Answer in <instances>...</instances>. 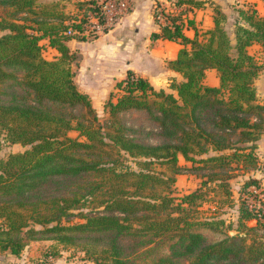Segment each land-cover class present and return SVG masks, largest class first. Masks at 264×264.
Returning <instances> with one entry per match:
<instances>
[{"label":"trees","instance_id":"16d2710c","mask_svg":"<svg viewBox=\"0 0 264 264\" xmlns=\"http://www.w3.org/2000/svg\"><path fill=\"white\" fill-rule=\"evenodd\" d=\"M94 3L77 0L70 15L55 1L0 0V145H26L0 157V250L19 256L30 240L51 238L79 246L94 264H264V199L250 188L260 187L255 177L241 185L252 197L239 198L234 233L221 212L195 214L196 199L230 200L234 169L254 161L264 131L254 80L263 63L247 47L264 45V13L239 8L230 34L215 5L213 26L189 36L184 28L193 20L183 6L201 0H175L179 10L165 24L156 4L160 32L151 36L181 44L168 66L182 77L169 91L128 68L101 118L75 81L65 33ZM43 36L60 55L43 54ZM208 68L218 85L204 82ZM132 113L150 128L128 120ZM179 155L203 179L176 196L170 186L184 167Z\"/></svg>","mask_w":264,"mask_h":264},{"label":"crops","instance_id":"0c3cea01","mask_svg":"<svg viewBox=\"0 0 264 264\" xmlns=\"http://www.w3.org/2000/svg\"><path fill=\"white\" fill-rule=\"evenodd\" d=\"M69 1L74 3L76 9L75 2L77 0ZM219 1L201 0V4L198 6L184 4L185 13L183 15H187L193 20L192 25L185 26V33L192 36L194 27L199 31L212 27L214 23L213 9ZM158 2L160 0H132L129 11L105 32L96 36H70L67 39L70 50H77L80 55L77 62L73 61L75 81L80 89L90 95L96 109L101 105L104 107L105 99L112 90L116 89V81L125 76V71L128 68L148 78L156 88L163 87L166 90L175 91L170 87V84L169 86L163 83L157 84L153 80L155 76L160 77V74L162 77L171 74L176 77V80L182 77L179 72L168 66V60L177 55L181 44L173 39L151 36L152 32H160V26L154 17V8ZM247 4H251L260 13H264V0H241L237 6H246ZM40 42L42 45L48 46L54 55L57 54L56 48L49 44L47 36L40 38ZM247 51L256 55L258 62L263 63L258 76L263 79L264 83V45L254 42L247 47ZM162 56L167 59L168 67L164 73H159V60H163ZM204 82L218 85L219 77L214 68L205 70ZM261 95L264 98V92ZM52 264L71 263L57 257L53 259Z\"/></svg>","mask_w":264,"mask_h":264},{"label":"rangeland","instance_id":"374dc122","mask_svg":"<svg viewBox=\"0 0 264 264\" xmlns=\"http://www.w3.org/2000/svg\"><path fill=\"white\" fill-rule=\"evenodd\" d=\"M46 2L55 1L58 4V7L63 8L65 11L70 13V15H73L75 11H77V8L75 9L74 3H71L69 0H45ZM68 1V2H67ZM75 2V0H73ZM72 1V2H73ZM175 1V0H174ZM221 1V0H220ZM217 4L219 7V11L222 13V16L219 15L220 20L222 21V24L227 29V31L230 34H233L234 25L237 19H239L238 9L244 8L250 10L253 6L251 4H247L246 6H237V4L241 3V0H223ZM70 2V3H69ZM76 3V2H75ZM164 3V2H163ZM243 5V4H242ZM159 6V2L157 3V9ZM258 10L257 8H255ZM177 11V10H176ZM72 13V14H71ZM174 13V12H173ZM187 17V16H186ZM186 18H184V23ZM187 24V23H185ZM186 26V25H185ZM3 31H0V33ZM153 44V43H150ZM152 46V45H150ZM75 54L74 63L77 62V59L79 58V52L76 50H73ZM43 54L48 58H52L55 55L53 54V51L43 44ZM256 58V55H254ZM163 60H159L160 65V72L164 73V70H167V59H165L164 56H162ZM164 61V62H163ZM73 63V67L75 69V64ZM149 70H151V67H149ZM158 73V74H159ZM155 83H163L167 86L169 84L171 85L173 80H176V77L167 74L163 77L160 74V77L155 76L153 78ZM255 85L256 90L258 93V99L260 101H264L262 98L263 95L261 93L264 92V83L263 79L259 76L255 77ZM172 88V87H171ZM119 91L115 89V93H118ZM116 96V94L114 95ZM115 98V97H113ZM105 108L102 107V105L97 108L98 115L101 118H104L108 116V112L104 110ZM127 119L130 120L134 118V121L137 124L145 123L147 128H150V124L145 120L143 121V116L139 113H132V114H126ZM68 134L71 136H76L77 131L74 129H70L68 131ZM82 138V136H80ZM148 139L153 140L154 135L149 136ZM255 146L252 150L254 153V161L249 162L246 166H236L234 169V174L228 179L233 195L231 196L230 200L225 201H218V200H208L199 198L196 199L197 206H196V215H216L218 212L220 216L224 217L226 219L225 223H232L229 229L230 233H234L235 230L233 227L235 226V209L238 206L239 198L247 197L251 199L252 195L246 194L245 190L241 188V185L245 179L248 177H255L260 187L264 188V131L260 134V137L254 142ZM26 148V145H21L20 143H7L2 142L0 145V157H4L8 152L10 151H22ZM178 162L183 165L181 172H179L175 176L174 182L171 184V192L173 195H182L185 194L193 189H195L199 184L201 179H203L202 176H198L196 174V171L191 167L192 162L186 160L183 156L178 157ZM233 165L238 163V161H231ZM205 172V170H201ZM207 171V170H206ZM260 187L251 186L250 188H253L254 191H257L259 195L264 199V192H260ZM232 212V215L231 213ZM234 219V220H233ZM249 223H254V220H251ZM207 233H210L209 231L205 230ZM213 233V231L211 232ZM210 233V234H211ZM57 250L59 251V255H52L46 257V251H53ZM158 254V252H154L153 256ZM60 257L61 260L67 261L71 264H94L91 260L86 258V255L84 251L76 245H70V244H62L60 242H57L54 239L49 238H43V239H34L30 240L27 245L23 247V249L20 251L19 256H15L11 254L9 251L0 250V264H8L9 262L11 264H52L53 259ZM148 258H150L148 256Z\"/></svg>","mask_w":264,"mask_h":264},{"label":"built area","instance_id":"2783aa9c","mask_svg":"<svg viewBox=\"0 0 264 264\" xmlns=\"http://www.w3.org/2000/svg\"><path fill=\"white\" fill-rule=\"evenodd\" d=\"M94 8L86 15L78 14L75 27L69 22L65 33L71 36L98 35L111 28L130 9L132 0H94ZM164 2V3H163ZM156 19L158 23L169 22L168 15L179 10L174 0H160Z\"/></svg>","mask_w":264,"mask_h":264},{"label":"water","instance_id":"95a60500","mask_svg":"<svg viewBox=\"0 0 264 264\" xmlns=\"http://www.w3.org/2000/svg\"><path fill=\"white\" fill-rule=\"evenodd\" d=\"M8 264H11L10 262Z\"/></svg>","mask_w":264,"mask_h":264}]
</instances>
